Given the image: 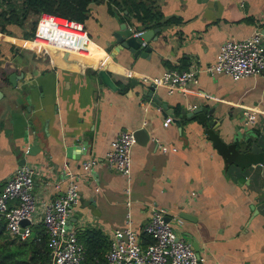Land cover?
I'll return each mask as SVG.
<instances>
[{
	"label": "crops",
	"instance_id": "crops-1",
	"mask_svg": "<svg viewBox=\"0 0 264 264\" xmlns=\"http://www.w3.org/2000/svg\"><path fill=\"white\" fill-rule=\"evenodd\" d=\"M142 1L161 17L143 24L132 13L124 15L125 9L114 13L105 0H90L82 21L86 38L82 29L74 34L66 28L74 45L66 59L44 19L37 24L39 13L27 10L21 16L22 0H0L5 15L18 10L13 11L18 19L5 21L0 30V188L23 157L38 167L31 189L35 208L25 223L29 232L20 237L5 225L6 232L46 248L42 202L64 190L65 170L80 171L92 155V168L78 176L80 196L69 225L96 227L109 245L111 229L123 225L129 211L130 227L142 243V224L156 204L165 209L176 236L204 256L200 264H264V173L259 164L264 156V69L237 78L199 70L197 82L171 92L162 85L150 90L141 78L181 68L182 62L183 67L204 66L224 39L261 32L264 0ZM170 15L178 20L164 22ZM123 19L134 27L160 26L146 41L149 54L117 49L111 32ZM35 28L31 39L33 33L28 34ZM102 63L115 88L97 80ZM11 71L17 73L14 82L7 77ZM153 96L172 109L180 126L172 120L163 123ZM252 109L255 118L245 123V111ZM137 128L147 136L138 135L131 145L129 173L108 167L110 139L120 129ZM158 141L168 149L160 150ZM31 145L35 148L27 152ZM2 220L5 224L0 215ZM49 259L47 247V257L31 264H49Z\"/></svg>",
	"mask_w": 264,
	"mask_h": 264
},
{
	"label": "built area",
	"instance_id": "built-area-1",
	"mask_svg": "<svg viewBox=\"0 0 264 264\" xmlns=\"http://www.w3.org/2000/svg\"><path fill=\"white\" fill-rule=\"evenodd\" d=\"M240 1V0H239ZM242 2V0L240 1ZM56 18L67 19L47 12H40V19H45L63 26ZM68 24H79L69 20ZM36 24V28H37ZM36 28L31 39L36 35ZM60 35L68 34L57 29ZM84 31V30H83ZM140 28L133 32L137 34ZM86 38V32L84 31ZM263 37L255 29L242 38L228 37L224 39L215 54L213 61L204 66L171 67L159 74L141 75V78L153 86L162 85L167 92L173 89L184 90L186 85L197 82V71L203 70L209 74L222 72L237 78L243 75L259 72L264 66V54L261 52ZM143 43V42H142ZM245 123L255 118V109L245 111ZM171 121L166 116L163 123ZM135 137L133 129H120L109 141L105 151V163L117 172L127 175L130 170V149ZM88 144L82 146L85 149ZM158 147L166 151L168 146L158 141ZM175 149L174 145L170 146ZM27 150V149H26ZM86 150V149H85ZM95 157L89 155L82 162L80 171L65 170L67 185L53 198L42 202L41 221L47 233L46 244L51 258V264H92L84 263V247L76 237V228L68 224L70 211L79 201L78 176L92 168ZM38 167L32 163L23 162L15 167L0 188V215L5 220L6 228L24 237L29 232V226L20 220H31L35 208V198L31 191L33 175ZM191 194L193 192L191 191ZM124 224L115 226L109 233V245L105 251V261L101 264H200L204 256L197 254L189 242L176 238L169 219L165 216L163 207L153 204L150 206L148 218L142 224V231L149 237L146 243L139 241L138 233L130 227L129 211L125 213ZM20 227L22 229L20 230Z\"/></svg>",
	"mask_w": 264,
	"mask_h": 264
},
{
	"label": "trees",
	"instance_id": "trees-1",
	"mask_svg": "<svg viewBox=\"0 0 264 264\" xmlns=\"http://www.w3.org/2000/svg\"><path fill=\"white\" fill-rule=\"evenodd\" d=\"M90 0H22L20 4L21 16L27 11L32 10L37 13L47 12L60 17H66L63 19L56 18L59 22L65 25L60 26L51 21L45 20L49 33H54L58 37V44L60 55L63 57L65 54L73 50L74 45L71 46L69 40L72 38L71 29L74 34H78L81 31L79 24H68L71 20H74L82 25L83 18L85 16V10L87 9V3ZM114 13H119L120 9H125L124 15H135L138 19L145 23L147 19L153 17H161L159 12H151V8L147 6L142 0H105ZM17 9H10L9 13L5 15L4 10H0V30H4L5 21H15L18 19ZM124 20V19H123ZM178 20L175 15L166 16L163 18L164 22H170ZM126 21V20H125ZM160 27V26H159ZM140 28V27H139ZM61 30L68 34V37L60 35L58 30ZM33 33L31 30L30 35ZM180 67L186 65V62L179 64ZM95 72L94 69L89 68ZM120 88H123L121 82L117 81ZM178 110V107H175ZM250 137L248 138V140ZM233 145L237 146L238 141ZM45 229V228H44ZM76 237L84 247L83 262L92 264H101L105 261V251L108 247V238L96 227H79L76 228ZM143 241L146 243L149 239L148 236L142 232ZM46 244V240H45ZM47 245V244H46ZM47 257L46 248L39 244L32 238L19 239L17 237L10 236L6 232L4 221H0V264H31V262H37L44 260Z\"/></svg>",
	"mask_w": 264,
	"mask_h": 264
},
{
	"label": "water",
	"instance_id": "water-1",
	"mask_svg": "<svg viewBox=\"0 0 264 264\" xmlns=\"http://www.w3.org/2000/svg\"><path fill=\"white\" fill-rule=\"evenodd\" d=\"M135 28H139V27H134L129 25L125 20H120L117 27L114 28L112 30V41L116 44H118L117 49L119 48H126L128 49L133 55L136 54H140V55H147L150 52V46L146 43V41L151 37V35H153V31H157L159 30V27H154V28H140L141 31L138 32L137 34H135L133 32V30ZM261 32L263 34V38H264V27L261 29ZM154 37H156V35H154ZM143 42V43H142ZM261 52L264 54V39L263 42L261 43ZM112 56V54H111ZM64 58L67 59L66 54L64 55ZM264 69V66L263 68ZM22 75V74H21ZM96 76H97V80L99 82H102L112 88L116 87V84L114 82V80L110 77L109 72L106 69V66L102 64H100L97 67V71H96ZM8 79L12 82H14V80L17 78V73L14 71H11L8 75H7ZM130 79L132 81H134L135 79L130 77ZM147 88H149L150 90L154 88L153 84L149 83L146 85ZM148 94H150V91H148ZM153 102L154 103H159L161 106V111L164 114V116H169L170 119L177 124L178 126H180V120L179 118L175 115V113L172 111L171 108H168L166 106V103L161 100L160 97L157 96H153ZM200 107L197 106L194 109H192L191 112L196 111L197 109H199ZM134 133V137L136 140L138 139V135L141 134V138L147 136V132L144 131V129L142 128H137L135 130H133ZM82 144L77 143L76 146H78V148H81ZM35 147L33 145L29 146L27 148V152H31ZM251 150L255 151L256 150V145L254 142L251 143ZM77 154V153H76ZM25 161V158H22V163ZM259 164L261 165V172L264 173V156H262L261 160L259 161ZM94 201L91 199L90 203H88L91 211H93V208L95 207ZM167 219H169L168 216H166ZM26 222H29V220L27 218H23L20 220L21 226L23 224H25ZM22 229V227H20V230ZM19 235V233H18ZM176 238H178L176 236ZM51 259H49V264H51Z\"/></svg>",
	"mask_w": 264,
	"mask_h": 264
},
{
	"label": "rangeland",
	"instance_id": "rangeland-1",
	"mask_svg": "<svg viewBox=\"0 0 264 264\" xmlns=\"http://www.w3.org/2000/svg\"><path fill=\"white\" fill-rule=\"evenodd\" d=\"M28 35H30V34H28Z\"/></svg>",
	"mask_w": 264,
	"mask_h": 264
}]
</instances>
